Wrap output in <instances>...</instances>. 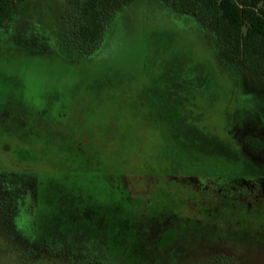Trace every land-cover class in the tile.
<instances>
[{
	"label": "rangeland",
	"instance_id": "obj_1",
	"mask_svg": "<svg viewBox=\"0 0 264 264\" xmlns=\"http://www.w3.org/2000/svg\"><path fill=\"white\" fill-rule=\"evenodd\" d=\"M12 2L0 264H264V202L202 198L263 185L264 77L168 0L122 7L82 61L61 48L65 0Z\"/></svg>",
	"mask_w": 264,
	"mask_h": 264
},
{
	"label": "trees",
	"instance_id": "obj_2",
	"mask_svg": "<svg viewBox=\"0 0 264 264\" xmlns=\"http://www.w3.org/2000/svg\"><path fill=\"white\" fill-rule=\"evenodd\" d=\"M133 0H65L59 26L65 56L88 60L103 43L106 25ZM170 8L211 31L227 60L264 77V0H168ZM13 15L12 0H0V29ZM40 114L42 111H35ZM127 208L131 207L128 203Z\"/></svg>",
	"mask_w": 264,
	"mask_h": 264
},
{
	"label": "flooded vegetation",
	"instance_id": "obj_3",
	"mask_svg": "<svg viewBox=\"0 0 264 264\" xmlns=\"http://www.w3.org/2000/svg\"><path fill=\"white\" fill-rule=\"evenodd\" d=\"M200 181V180H199ZM210 182V181H207ZM262 179L259 181H245L244 183H240L236 189L232 188L231 182L228 184H220L218 190H217V184H215L214 189H210L212 187L211 184H208L206 186V190H202L203 193L207 194H201L202 198L209 199V203H215L220 206L222 203H224V198L228 196H234V203L235 205H241V207H235L236 210H242L243 205H255L256 207L261 206V204L264 202V182L262 185ZM236 192V193H235ZM205 196H208L205 198ZM223 199V200H222ZM215 201V202H213ZM223 201V202H221ZM232 206L234 203L230 202ZM204 204H206L204 202ZM234 205V206H235Z\"/></svg>",
	"mask_w": 264,
	"mask_h": 264
}]
</instances>
